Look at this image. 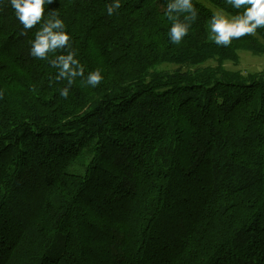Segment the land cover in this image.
I'll return each mask as SVG.
<instances>
[{"label": "trees", "instance_id": "obj_1", "mask_svg": "<svg viewBox=\"0 0 264 264\" xmlns=\"http://www.w3.org/2000/svg\"><path fill=\"white\" fill-rule=\"evenodd\" d=\"M119 2H46L25 34L0 0V264H264V69L227 67L264 54V28L218 46L192 0L174 44L168 0ZM52 11L68 47L33 57Z\"/></svg>", "mask_w": 264, "mask_h": 264}, {"label": "clouds", "instance_id": "obj_2", "mask_svg": "<svg viewBox=\"0 0 264 264\" xmlns=\"http://www.w3.org/2000/svg\"><path fill=\"white\" fill-rule=\"evenodd\" d=\"M51 4L53 0H10L12 8L19 22L27 30L33 29L44 18L45 3ZM233 9L235 15H226L223 11H216L210 19L211 32L214 33V42L218 46L228 47L234 39L244 36H254L257 29L264 28V0H226ZM121 7L119 0H112L107 6V13L112 16ZM242 10V11H241ZM167 18L171 21L169 36L171 42L179 44L188 34L191 21L198 18V11L192 0H168L165 9ZM183 15V20L180 19ZM63 20L58 18L56 11H52L49 19L41 30L35 34L32 41L31 55L39 59H45L49 53H56L58 49L68 47L70 36L64 31ZM74 51L55 56L50 61L51 65L59 69L57 79H66L68 86L60 95L67 98L69 88L77 77H84V68L76 58ZM100 69H96L87 75L82 81L85 85L96 87L103 82ZM3 93L0 92V98Z\"/></svg>", "mask_w": 264, "mask_h": 264}, {"label": "rangeland", "instance_id": "obj_3", "mask_svg": "<svg viewBox=\"0 0 264 264\" xmlns=\"http://www.w3.org/2000/svg\"><path fill=\"white\" fill-rule=\"evenodd\" d=\"M204 5L210 8L213 12L216 11H223L226 15L231 16L232 14L228 13L227 11L215 6L214 4L210 3L207 0H200ZM227 67L233 69H240L243 72H253L264 69V54L262 55H255L252 52H242L241 53V60L238 65H235L231 62L227 63Z\"/></svg>", "mask_w": 264, "mask_h": 264}]
</instances>
